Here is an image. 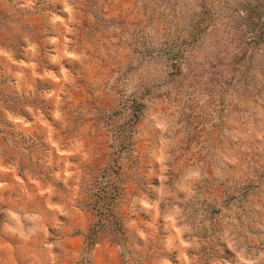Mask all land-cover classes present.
Returning <instances> with one entry per match:
<instances>
[{
  "label": "rangeland",
  "instance_id": "obj_1",
  "mask_svg": "<svg viewBox=\"0 0 264 264\" xmlns=\"http://www.w3.org/2000/svg\"><path fill=\"white\" fill-rule=\"evenodd\" d=\"M0 264H264V0H0Z\"/></svg>",
  "mask_w": 264,
  "mask_h": 264
}]
</instances>
